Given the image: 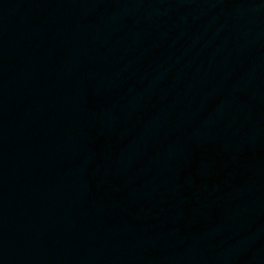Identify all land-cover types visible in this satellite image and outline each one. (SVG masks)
Wrapping results in <instances>:
<instances>
[{"label":"water","instance_id":"water-1","mask_svg":"<svg viewBox=\"0 0 264 264\" xmlns=\"http://www.w3.org/2000/svg\"><path fill=\"white\" fill-rule=\"evenodd\" d=\"M0 264H264V0H0Z\"/></svg>","mask_w":264,"mask_h":264}]
</instances>
